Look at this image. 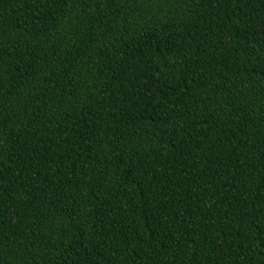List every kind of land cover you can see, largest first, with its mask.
<instances>
[{
    "label": "trees",
    "instance_id": "16d2710c",
    "mask_svg": "<svg viewBox=\"0 0 264 264\" xmlns=\"http://www.w3.org/2000/svg\"><path fill=\"white\" fill-rule=\"evenodd\" d=\"M0 264H264V0H0Z\"/></svg>",
    "mask_w": 264,
    "mask_h": 264
}]
</instances>
